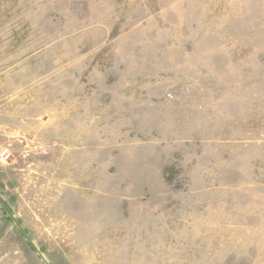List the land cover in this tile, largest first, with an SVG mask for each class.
<instances>
[{
  "label": "rangeland",
  "instance_id": "1",
  "mask_svg": "<svg viewBox=\"0 0 264 264\" xmlns=\"http://www.w3.org/2000/svg\"><path fill=\"white\" fill-rule=\"evenodd\" d=\"M5 149L0 264H264V0H0Z\"/></svg>",
  "mask_w": 264,
  "mask_h": 264
},
{
  "label": "water",
  "instance_id": "2",
  "mask_svg": "<svg viewBox=\"0 0 264 264\" xmlns=\"http://www.w3.org/2000/svg\"><path fill=\"white\" fill-rule=\"evenodd\" d=\"M11 216L13 217V215L11 214ZM15 224L21 229V231L23 232V234L25 235V237L27 238V240L29 241V243L35 248L36 252L42 257V259L45 261L46 264H49L47 262V260L44 258L43 254L39 251V249L35 246V244L33 243V241L31 240V238L29 237V235L26 233V231L21 227L20 223L15 220Z\"/></svg>",
  "mask_w": 264,
  "mask_h": 264
},
{
  "label": "built area",
  "instance_id": "3",
  "mask_svg": "<svg viewBox=\"0 0 264 264\" xmlns=\"http://www.w3.org/2000/svg\"><path fill=\"white\" fill-rule=\"evenodd\" d=\"M11 156H12V154H11V152H10L8 149H5L4 151H2V152L0 153V158H1L4 162L9 161V160L11 159Z\"/></svg>",
  "mask_w": 264,
  "mask_h": 264
}]
</instances>
